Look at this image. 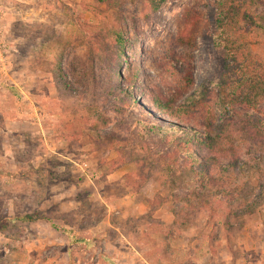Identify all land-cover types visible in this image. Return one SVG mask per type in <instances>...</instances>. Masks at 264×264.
<instances>
[{"label": "rangeland", "instance_id": "374dc122", "mask_svg": "<svg viewBox=\"0 0 264 264\" xmlns=\"http://www.w3.org/2000/svg\"><path fill=\"white\" fill-rule=\"evenodd\" d=\"M115 1L0 0V264H264V0L224 114L218 0Z\"/></svg>", "mask_w": 264, "mask_h": 264}, {"label": "trees", "instance_id": "16d2710c", "mask_svg": "<svg viewBox=\"0 0 264 264\" xmlns=\"http://www.w3.org/2000/svg\"><path fill=\"white\" fill-rule=\"evenodd\" d=\"M100 4L97 6V12L96 17L99 20L98 26L101 24H104L105 21L107 22H118L120 17L118 16V4L115 0H110L107 2L108 5H104V0H99ZM148 3L149 12L146 13V17L149 18L150 14L158 12L165 4L166 0H146ZM233 0H218L216 2L217 7V14H216V24H217V33H216V44L218 47L224 49L227 59V68L226 72L223 75L222 81L219 84V97L222 104V111L223 114L226 111V108L229 104H235L238 100L231 99L234 95H238V93H242L244 89H246L247 84H243L242 86L235 87L233 86L232 90H229L230 87L225 84L227 79L230 76V73L234 66L239 65L241 67H247L242 64L243 60L246 58V51L249 50V47L243 40H241V37L245 35L246 30L244 28L240 27V20L244 21V23L250 24L251 20L254 18H251L247 13H242L237 18V14L235 13V6L233 5ZM115 11V12H113ZM234 13V15H233ZM252 23V22H251ZM236 32V34H234ZM106 33H108V30H106ZM115 36V42L117 44V47L119 48L121 52V56L124 57V46L128 43L127 36L124 32V30L120 26H113L109 30V37ZM176 57H173L175 59ZM178 59H175L174 61H177ZM179 63V62H175ZM119 64V63H118ZM117 64V65H118ZM249 69V68H246ZM117 71V77L121 79V72L119 69ZM183 75H181L182 77ZM136 77V75H135ZM246 80V77H244ZM225 81V82H224ZM178 84H181L179 82ZM245 86V87H244ZM183 87V86H182ZM231 91V93H230ZM236 91V92H235ZM124 96H127L131 99H133V94H131V91H127L124 93ZM141 96L145 98L144 94L141 93ZM235 97V96H234ZM237 98V97H236ZM231 99V100H230ZM139 106H144L148 112H151L153 115H155L158 119H160L164 125L168 128V130L174 131L176 134H182L187 135L185 130H183V126L185 125L179 116H176L172 110L167 109L164 105H162L157 100H152L151 102V108L149 109L145 104H139ZM235 106V105H234ZM156 110L153 111L152 110ZM159 113V114H158ZM223 116V115H222ZM158 128V127H154ZM197 134V132H195ZM201 134V138H195L197 139L198 143L203 146L207 144V146H210L211 148H215V146H212L211 144L214 141L212 138V134L210 131H205ZM199 146V147H201ZM218 151V150H216ZM215 151V152H216ZM217 153V152H216ZM72 242H81V240H77L75 238H72Z\"/></svg>", "mask_w": 264, "mask_h": 264}]
</instances>
